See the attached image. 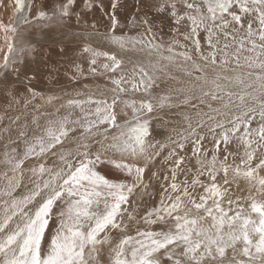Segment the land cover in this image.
Returning <instances> with one entry per match:
<instances>
[{
	"label": "snow or ice",
	"instance_id": "6c2138e0",
	"mask_svg": "<svg viewBox=\"0 0 264 264\" xmlns=\"http://www.w3.org/2000/svg\"><path fill=\"white\" fill-rule=\"evenodd\" d=\"M51 3L50 13V0H15V22L0 20L6 41L23 26L71 21L72 39L82 42L80 62L69 58L70 81L106 76L113 87L85 85L42 112L32 104L44 99L34 86L39 70L8 55L0 62V164L8 170L0 187V264H102V254L108 264H264V0ZM101 25L119 49L149 37L157 51L155 30L167 27V51H183L164 59L179 56L180 67L191 66L189 86L174 100L171 93L153 97L155 82L143 68L139 80L112 75L123 61L89 43ZM129 25L142 29L140 38L116 34ZM66 47L58 54L67 55ZM129 91L144 98L124 99ZM181 105L194 115L184 114L167 140L155 139L158 112ZM29 106L30 120L8 117ZM153 179L161 181L159 206L129 211Z\"/></svg>",
	"mask_w": 264,
	"mask_h": 264
},
{
	"label": "rangeland",
	"instance_id": "374dc122",
	"mask_svg": "<svg viewBox=\"0 0 264 264\" xmlns=\"http://www.w3.org/2000/svg\"><path fill=\"white\" fill-rule=\"evenodd\" d=\"M30 2H31V0H30ZM53 8H54V4L50 3L49 10L52 11ZM4 21L8 22L6 20H4ZM50 23H52V22H50ZM48 27H50L48 29V31L51 30V28H54V27H57L58 29L60 28V31L62 30L60 32V36L64 32L69 31L68 29H70V32H66V34H68V33L71 34V31H75L76 30L73 27H71V21L62 23L61 25H58V26H52L51 25V26H48ZM48 27H43L42 29L39 28L37 31L38 32L39 31L42 32L44 30L46 31V29ZM32 29H33V26H32ZM104 32H105V28H104L103 25H101L99 33L97 35L94 34L92 36L94 38H96V37L97 38H102L100 40H103L102 42L104 43V45H109V43H111V42H108L106 40V38L104 36ZM141 32H142V29L141 30H137V29L131 27V25H129L126 28L118 29L116 34L117 35H126L128 37L140 38ZM3 34L4 33L2 31H0V48L3 47L5 45V43H6V41L4 40ZM66 34L64 33V35H66ZM154 34H155L156 39L152 40V44H160V45H162V47L160 48L159 51L155 50L154 52L161 53V54L163 52H165V53L168 52L167 51V48L169 47L168 45L170 44L171 40L173 39V36L169 33V29L167 27L163 31H160L159 29H157V30H155ZM161 36H162V39H161ZM201 36H202V39H201L202 47H203V49L205 51H207L208 50V46L205 43V40L203 38L204 34L201 33ZM21 37L22 36L20 35L19 38H21ZM94 38H91V40H93ZM148 39H149V37H144L145 42L143 44L128 43L127 45L129 47H131L132 49L143 50L146 45L151 46L147 42ZM72 40L73 39L69 35L67 37V40H66L67 44H66V42H63V45H50V44H44L43 45L42 44V45H40V47L36 46L34 48V50H32V52L29 53V54L28 53H24L22 55L19 52H16V54H20L21 55V57H19V58H14V59L10 60L11 57H9V61L10 62L19 64V65H21V63H22V68L40 70V73L38 74L37 79L34 81V83H37V84L45 87L46 89H51V90H53V92L56 91V90H61V92L59 94H57V95H60V99L59 100H54V101H57V105L55 107H59L60 104L66 103L67 99H69V98L76 97L78 91L72 92V91H70L69 89L66 88L67 85L73 84V82H71V81L63 83L62 86H61V84L45 85V84L41 83V79L42 78H46L48 76L49 79H47L45 82H48V81L52 82V81H54L52 79L53 77H60L62 74H65V73L68 72V69L71 67L69 62L63 63V62H57L56 61L57 63L55 62L53 64L54 61L51 58L52 57L51 55H52V50H59L60 47H64L65 45L67 46V45H69V41L71 43ZM96 41L97 40L94 39L93 43H95ZM222 43H223V41H222ZM79 45L80 44H76V46H79ZM98 45L102 46L99 43H98ZM127 45H126V48H127ZM13 46H14V48H13L12 53L15 51V45H13ZM175 47H174V53H177L180 50H183V49L179 48L178 46H175ZM99 50H101V51H113V50H104V49H99ZM175 50H177V51H175ZM113 52H115V51H113ZM174 53H172V54H174ZM54 60H56V58H54ZM52 64H53V67H51ZM123 64L125 65V63H123ZM124 65L122 66V68H121L122 70L121 71H120V69H118L117 72L115 74H112V75H114L116 77L124 76L129 81H131L133 79L139 80L137 78V76H134V71L136 70V68L133 65H130V64H129V66H124ZM54 68H58L59 71H53ZM166 74L167 75H172L171 71H167V73L165 72L164 76H167ZM156 75H157V77H156ZM210 75H211V73H210ZM150 77L152 79L154 77L153 80H156V81H154L155 83H154L153 87L150 90L152 95H153V97L163 96V95H166V94H169V93H171V95L174 96V97H178L179 96V94H177V93L173 94V91H174L173 87L169 83L165 82L166 77L161 76V74L158 73L157 70H154V74H152ZM89 78L94 79L95 83H96V81L99 84H100V82L105 83V84H103L102 88H100L101 90L102 89L104 90L105 87H107L108 89H111L113 87V85H111V83L107 82L108 80L106 79V76H97V77H89ZM160 78L162 80H157V79H160ZM105 79H106V82H103ZM82 80H84V79H81L80 81H82ZM161 81H163L162 84H161ZM86 85L88 86V89L97 88L96 84L95 85L86 84ZM104 85H105V87H104ZM108 85H110V86H108ZM183 85H185V84H182V86ZM166 91H168V93H165ZM131 95H133V97H131ZM108 96H109V98H111V93L110 92L108 93ZM122 96H123L124 99H136L137 97H139V98L141 97L140 99L144 98L143 95H142V91L140 93L139 92L138 93H136V92L134 93L132 91H129L128 93L122 94ZM80 98H85V97H80ZM38 103H39L38 101H35V100L32 101L33 105H39ZM209 103H212L213 107H218L219 106L217 104V102H214V101H209ZM40 106H41V104H40ZM55 107H53L51 105H47V106H45V108H44V110L42 112H49V113L54 112ZM201 108L203 109V111H208L207 107H205L203 105L201 106ZM15 110H17V109H15ZM27 110L31 114L34 112V109L31 106H29L27 108ZM40 110H41V108H40ZM11 113L15 114V111H12ZM11 113H8V116H11L10 115ZM61 113L62 114H66L65 113V109H61ZM184 114L194 115L192 109L187 107V106H184V105H181L180 107H177V108H169V109L165 108L163 110H160L158 112V116L160 118H162V119H153V121H152V125H153V128H154V133L153 134L155 136V139L161 140V141H165V140H167L168 136H170L172 134V130L173 129H177V130L181 129L182 126L184 125ZM77 115H79V110L78 109L74 110V112H73V116H77ZM154 115H156V114H154ZM153 170H159V171L163 172V168H161L160 165H157L156 168L153 169ZM145 177H148V173L145 174ZM160 183H161V181L159 179H156V182H153L154 185H150V187L146 191H141L138 195H135L136 199H135V201L133 203L131 201V206L129 207V209H131V211H133V209H135V210L137 209L136 210L137 213L139 215H143L146 212V210L150 211L149 208L153 209L155 207H158L159 206V199H160V188H159ZM154 228L158 229L159 225L154 226ZM133 232H134V229H133ZM105 264H108V261Z\"/></svg>",
	"mask_w": 264,
	"mask_h": 264
},
{
	"label": "bare ground",
	"instance_id": "6f19581e",
	"mask_svg": "<svg viewBox=\"0 0 264 264\" xmlns=\"http://www.w3.org/2000/svg\"><path fill=\"white\" fill-rule=\"evenodd\" d=\"M26 2L31 3L30 0H26ZM50 3H51V0H50ZM48 11L51 13V10L48 9ZM14 13H15V0H3V2L0 3V20H6V21L12 20L13 22H15L16 15H14ZM34 14H35V9L33 10V15ZM50 22H52V23H50ZM61 24L62 23L59 21L45 20V21H41L39 23H34V25L32 24L30 26H23L15 34L8 33L7 34V41H6L5 34H3L4 40L6 41V43L3 47L0 48V62L3 61L5 55H8V57H11L10 60H12L14 58H19V57H21L20 54H22V55L24 53L29 54L32 52V50H34V48L36 46L40 47V45H42V44L43 45L44 44L63 45V42H66L67 37L70 35L69 33H68L69 35L66 34V32H70V29H68L69 31H66V32L63 31L66 35H64V33H63L61 36H60V32L62 30L60 31V28L58 29L57 27H54L48 31V29L50 28L48 26H51V25L52 26H58ZM32 26H33V29H32ZM43 27H48V28L46 29V31L44 29H43L44 31H42V32L37 31L39 28L42 29ZM20 35L22 36L21 38H19ZM70 37H71V35H70ZM91 38H94V37L91 36ZM91 38L89 39V43H91V45L93 47L98 48V49H104V50H113L117 54L118 58H120L123 61V63H125V65L123 64L124 66H129V64L133 65L136 68V70L134 69L135 70L134 76H137L138 79L140 78V72H139L140 68H143L148 73V76H151L152 74H154V70H157V72L160 73L161 76L166 77L165 82L169 83L173 87V90H174L173 94L177 93L179 95H180L179 90L184 89L185 87H188L189 84L191 83L190 78L186 75L187 71L192 70L191 66L190 65H184L183 67H180V65H182L184 62H183L182 58H180L179 56L175 57L174 63H170L167 59H164V57H168V56L174 55V54H172L170 52H166V53L163 52L162 54L156 53V52H154L155 49H153L149 45H146L143 50L132 49L128 45H127V48L125 47L124 49H119L118 47H116L112 43H109V45H104V43L102 42L103 40H100L102 38H97V37L94 38L97 40L95 43H93L94 39L91 40ZM161 39H162V36H161ZM106 40L108 42H110L108 39H106ZM9 42L12 43L13 45H15V51L13 53L8 52V43ZM81 42L82 41H80V40H72L70 43V41H69V45H67V47H66L67 55L58 54L59 50H52V55H51L52 57L51 58L54 61L53 64L56 61L67 63V62H69V58L77 59L78 53H79V46H76V44H81ZM98 43L101 44L102 46H99ZM66 44H67V42H66ZM175 51H177V50H175ZM180 51H183V50H180ZM16 52H19L20 54H16ZM54 58H56V60H54ZM77 62H80V59H77ZM53 64L51 65V67H53ZM85 66H86V62H85ZM21 67H22V63H21ZM121 70L122 69H120V71ZM167 71H171L172 75L166 74L167 76H164V73L165 72L167 73ZM39 73H40V70H39ZM196 74L197 73H194V75H196ZM226 74L231 75L230 72L226 73ZM70 75H71V73L68 70L67 73L62 74L60 77H53L52 79L54 81H52V82L51 81L45 82L47 79H49L48 76L46 78H42L41 83H43L45 85L61 84V86H62L63 83L70 82V79H69ZM157 75H156V77H157ZM106 79L103 82H106ZM153 79H154V77H153ZM157 80H162V79L160 78ZM154 81H156V80H154ZM107 82L110 83L109 81H107ZM162 83H163V81H161V84ZM86 84H88V85L89 84H93V85L96 84L97 87L102 88L103 84H105V83L100 82V84H99V83H97V81L95 83L94 79L88 78V79H84L82 81L73 83L71 85H67L66 88L72 92H75V91L85 92V85ZM182 84H185L186 86L185 85L182 86ZM34 86H35L36 92L38 94H42L44 97V99H41L40 95H38L37 99L35 100V101L39 102L38 103L39 105H37V106H40V104L42 106L40 111H43L45 106L49 105V104L45 103V100L47 99L48 96L60 97V95H57V94H59L61 92V90H56L53 92V90L46 89L45 87H43L37 83H34ZM108 86H110V85H108ZM104 87H105V85H104ZM95 89H92V90H95ZM136 93H138V92H136ZM165 93H168V91H166ZM131 97H133V95H131ZM140 98L137 97L136 100L139 101ZM176 98L177 97L173 96V99H176ZM56 105H57V101H53V104L51 106L55 107ZM15 109H17V110H15ZM12 111H15V114L11 113ZM8 113H11L10 114L11 116H8V117H12L15 115H21L22 120H24V119L30 120L31 116L33 114V113L32 114L29 113V111L23 107L11 109L8 111ZM0 114H2V106H0ZM6 122L7 121H5V123ZM119 155H120L119 153L113 154L114 158H119ZM28 163L29 162H26L25 168L28 167ZM6 171H8L7 168H5L2 164H0V187H3L6 183V181L3 177V173ZM9 176H11V173H9ZM145 182L149 183L148 177H145ZM153 182H156V179H153L150 182V185H154ZM24 191H25V189L23 187H21L20 189H17L16 195H21V194H23ZM140 192L141 191L138 190L136 195H138ZM0 199H2V198H0ZM135 199H136V197H134L132 199V203L135 201ZM149 210H151V208H149ZM129 211H131V209H129ZM133 234H134V232H133ZM101 259H102V264H105L108 261L107 257L104 256L103 254H102Z\"/></svg>",
	"mask_w": 264,
	"mask_h": 264
}]
</instances>
